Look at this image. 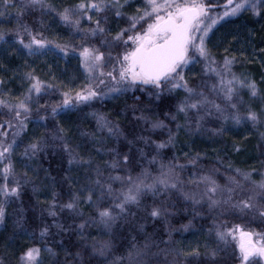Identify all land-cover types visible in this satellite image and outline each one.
Returning a JSON list of instances; mask_svg holds the SVG:
<instances>
[{"label":"trees","instance_id":"16d2710c","mask_svg":"<svg viewBox=\"0 0 264 264\" xmlns=\"http://www.w3.org/2000/svg\"><path fill=\"white\" fill-rule=\"evenodd\" d=\"M9 2L15 6L7 10L0 4V13L6 11L5 15H0V31L7 33L5 38L7 42H0V80L3 81L0 84V99L15 104L23 98L29 87V81L25 78L26 72H33L43 81L45 87L41 92L39 103H33L32 114L26 121L27 127L15 136V150L11 155L14 175L9 176L8 187L9 189L15 187L14 181H19L20 196L17 198L0 195V205L5 211L3 223H0V260H3V264H18L21 254L29 247L41 249L42 264H74L73 256L77 251L81 252L85 264H96L97 261L104 259L94 256L91 249L93 242L99 243L111 238L101 225L90 222L83 229L85 239L82 240L78 235L77 226L93 215L94 209L90 208L87 203L81 202L80 208L84 213L81 217L69 213L67 209L61 211L59 208L60 204L67 202L70 198L71 191L80 190L87 184L89 176L95 179L93 170L85 171L87 165L73 164L69 167L67 163L69 156L64 150V144L67 143L70 148L75 149L86 159L90 154L93 159L91 169H95L97 165L103 168L104 162L111 155L110 153L105 154L106 149L117 146L115 138H110L106 129L103 132L99 130L97 116L103 115L110 120L117 121L125 133L138 124L139 126L135 128L137 133L151 135L156 141L167 140L168 129L176 133L175 147L161 150L156 163H149L151 157L155 155L154 145L145 147V158H137L139 162L133 175L144 168L153 177L158 176L161 163L186 165L182 170H177V175L182 182V191L191 196H193V191L201 192L205 188V185L199 182L203 175H211L218 184H223L229 181V178L236 177V169L250 172L256 181L264 175V119L254 126L250 121L240 124H235L231 120L225 122L214 115L206 118L203 122L204 127L199 131L195 129L194 124H190L176 132L175 122L170 123L163 114L168 100L167 94L165 102H155L160 103V107H154L149 103L148 93L139 89L122 95L112 94L109 98L95 99L88 104L81 103L75 108L60 111L53 119L51 108L61 104L62 93L69 89L79 90L86 83L85 74L79 67V46L94 44L100 47L102 37H89L88 40H83L81 38L83 33L66 26L56 11L45 14L39 8H29L25 10L23 16L18 17L17 13L23 0H9ZM47 2L57 11H62L63 8L75 5L80 0H47ZM120 2L123 3V0ZM227 2L228 0H213L212 14H222ZM144 6L145 0H128V4L121 9L124 14L120 17L115 15V9L98 15L107 17L108 23L105 26L115 33L121 28H127L129 26L128 17L136 13L138 8L143 9ZM259 11L261 15H254L251 10L241 11L218 26L215 31L221 32L226 43L240 40L244 32L246 40L249 41L248 56L237 53L238 49L233 50L234 45L230 48L224 44L223 50L208 49L220 67H222L225 56L234 57L233 71L236 75L254 80L264 93V7H261ZM90 15H93L91 24L94 27L97 14L90 13ZM18 20L27 24L34 33L41 32L49 41L60 44L68 43L77 51L65 57L53 48L46 55L28 56L27 51L15 43V33L12 30L16 28ZM89 24L90 22L85 18L81 26L87 28ZM246 34L250 35V38ZM24 39L27 42L28 37L25 36ZM236 47L238 48V46L234 48ZM102 50L107 51L105 48ZM118 50H113V55ZM5 55L9 56L5 57ZM197 60L199 62L185 69V77L194 85L203 86L202 82H207V87L203 88L205 93L223 105L222 98H218L210 91L212 84L216 83L218 78L213 73H205L204 61L199 60V57ZM216 66L213 65V67ZM47 85H53V87H46ZM237 88L239 89L241 115L246 113L249 106L257 111L264 108L261 100L252 98L246 88H239V85ZM33 95L35 99V94ZM183 95L184 93H179L180 97ZM137 96L140 97L139 102L135 100ZM134 103L138 108H145L146 114H149L151 119L164 120L168 127L155 132H145L147 125L143 121L136 120L140 112H133L131 109ZM41 105L45 107H40ZM37 108L39 112L36 111ZM117 112L120 113L119 116L116 115ZM40 116H47V119L40 120ZM9 120L15 122L12 113L0 107V123ZM180 123H184L182 117ZM220 126L225 129L222 135L214 136L209 131ZM58 127L65 129L64 140L53 139ZM93 133L95 139H93ZM13 138L14 134L10 143ZM37 139L42 141L43 150L29 160L22 153L29 143H34ZM237 148L239 151L236 150ZM97 149H100L99 153ZM197 152L201 153L202 158L193 166L189 163V158L185 156V153L194 156ZM174 157L179 159L175 160ZM6 163V160L0 162V185L5 183L3 167ZM109 171L112 175L124 174L122 169H109ZM25 173H27L26 176ZM104 175L106 178L108 172ZM121 187L119 182L113 184L117 192ZM53 192L58 193L57 207L54 209L57 212L55 217L49 215ZM160 199L157 197V202ZM144 200L151 203L153 197L149 194ZM167 204L172 213L167 217V222L152 221L149 218L144 221L146 227L143 233L133 230L130 223L118 222L112 230L115 242L113 250L107 255L108 260H117L122 255L126 257L132 243H135L137 247H142L146 235L151 247L148 254L142 258L144 264H171L175 257L174 249L191 251L199 248V251L204 253L205 245L215 247V233L211 230L225 220L229 225L243 223L254 231L264 230V224H261L259 220L249 222V218H244L241 221L227 213L222 216L221 208L210 209L207 201L193 203V200H186L179 191L173 190L167 199ZM133 211L138 212L139 215L130 217V220H139L140 217L146 215L136 208H133ZM57 222L64 225V230L55 226ZM184 225H189L187 231L184 230ZM45 226L49 231L46 236L42 237L41 229ZM133 236L136 237L135 241L132 239ZM47 248H51L52 252L46 251ZM118 264H128V262L125 259L118 261ZM186 264H208V261L203 255L198 260L190 256L187 257Z\"/></svg>","mask_w":264,"mask_h":264},{"label":"snow or ice","instance_id":"6c2138e0","mask_svg":"<svg viewBox=\"0 0 264 264\" xmlns=\"http://www.w3.org/2000/svg\"><path fill=\"white\" fill-rule=\"evenodd\" d=\"M0 4L5 10L15 6L9 0H0ZM127 4L128 0H123V3L120 0H80L79 3L65 7L62 11H57L47 0H23L20 4L18 17L23 16L25 10L29 8H39L45 14L56 11L66 26L83 33L81 37L83 40H88L89 37H102L100 47L94 44L79 46L80 64L85 73L86 83L79 90L69 89L62 93L61 104L51 108L53 119L60 111L75 108L81 103L88 104L95 99L109 98L110 93L122 95L137 89L148 93L149 103L154 107H160V103L155 102H165L167 94L168 100L163 114L170 123L175 122L176 132L190 124H194L195 129L199 131L204 127L203 122L206 118L214 115L225 122L231 120L235 124H240L250 121L254 126L264 119V108L257 111L249 106L246 113L241 115L239 107L237 85L239 88H246L252 98L260 99L264 104V93L258 88L257 83L249 78L236 75L233 71L234 57L225 56L222 67H220L206 44L208 33L221 19L248 10H251L254 15H261L259 9L264 7V0H239L238 3L228 0L224 12L216 15L212 14L213 0H145L143 9L138 8L136 13L128 17L129 26L113 33L105 26L108 23L107 17L98 14L115 9V15L120 17L124 14L121 9ZM90 13L97 14L94 27L91 24L93 15ZM5 14L6 11L0 13V15ZM85 18L90 24L89 27L82 28V21ZM12 31L15 33V43L21 45L27 51L28 56L46 55L53 48L65 57L77 51L68 43H55L49 41L41 32L34 33L27 24L19 20ZM6 36V32L0 31V42L6 43ZM25 36L28 37L27 42H25ZM116 49L119 50L113 55V50ZM197 57L204 61L205 73H213L218 78V81L212 84L210 91L218 98H222L223 105L205 93L203 88L207 87V82H202L203 86L194 85L185 77V69L190 64L199 62ZM213 65L217 66L213 67ZM25 78L29 81V87L22 99L15 104L0 99V107L8 109L16 122L13 125L11 120L6 121L7 127L17 129L12 143L6 145L0 143V162L7 161L3 167L5 183L0 185V195L5 197L19 198L20 196L19 181H14L15 187L10 189L8 187L9 176L14 175L11 155L15 150V136L27 127L26 121L32 114L33 103H39L41 92L45 87L43 81L33 72H26ZM2 83L3 81L0 80V84ZM101 86L107 91H104ZM46 87H53V85ZM180 92L184 93L182 97L179 96ZM33 94H35V99ZM135 100L139 102L140 97H135ZM131 109L133 112H140L136 120L143 121L147 125L145 132H155L168 127L162 119H151L150 115L146 114L147 110L142 107L138 108L136 103L131 105ZM36 111L39 112V108ZM116 115L119 116L120 113L117 112ZM181 117L184 120L183 124L180 123ZM46 119L47 116H40V120ZM97 126L101 132L106 129L109 137L115 138L117 146L106 149L105 154L110 153L111 155L104 162L103 168L97 165L95 169H91L93 159L90 154L86 159L75 149L70 148L67 143L64 144V150L69 156L67 161L69 167L73 164L87 165L85 171L93 170L95 179L89 176L87 184L80 190L71 191L70 198L67 202L60 204L59 208L61 211L67 209L69 213L81 217L84 215L80 208L81 202L87 203L90 208L94 209V214L77 227L78 235L82 240L85 239L83 229L90 222L101 225L110 235L111 238L99 243L93 242L91 245L92 254L104 258L96 264H118V261L125 259L128 264H144L142 258L148 254L151 247L147 235L142 247H137L135 243H132L126 257L122 255L117 260H108L107 255L113 250L115 242L112 230L120 221L130 223L132 229L138 233L145 232L144 221L149 218L152 221L167 222V217L172 214L167 199L173 190L181 192L186 200L191 199L193 203H199L189 193L182 191V182L179 180L177 170H182L186 165L161 163L158 176L153 177L144 168L133 175L139 162L137 158H145V147L154 145L155 155L151 157L149 163H156L161 150L175 147L176 133L168 129L167 140L156 141L151 135L137 133L135 128L139 126L138 124L125 133L117 121L110 120L103 115L97 116ZM4 127V124H0V129ZM224 130V127L220 126L209 131L215 136L222 135ZM63 134H66L65 129L58 127L53 139L64 140ZM0 135H6V133L0 132ZM92 135L95 139V134ZM42 150V141L37 139L36 142L27 145L22 155L31 160ZM236 150L239 151L238 148ZM99 151L100 149H97L98 153ZM185 156H188L189 163L193 166L202 158L200 152L194 156L185 153ZM174 159L179 158L174 157ZM109 169H122L124 174L112 175ZM105 172H108L106 178ZM235 172L236 177L229 178V186L223 189L211 175L200 177L199 182L203 183L206 188L203 195L207 196L209 208H221L222 216L227 213L237 220L242 221L244 218H249V222L259 220L261 224H264V175L256 181L250 172H242L239 169ZM115 182H119L122 186L119 192L113 188ZM149 194L153 197L151 203L144 200ZM52 195L49 215L55 217L57 212L54 209L57 207L58 193L53 192ZM157 197L161 198L159 202L156 200ZM133 208L146 215L140 217L139 220H130V217L139 215L138 212L133 211ZM4 216V208L0 205V223H3ZM55 226L64 230L63 224L57 222ZM188 227L189 225L183 226L185 231ZM48 231L47 226L43 227L41 236H46ZM211 231L215 233V247L205 245L204 253H201L199 248L191 251L174 249L175 257L171 264H186L187 257L191 256L198 260L201 255L206 258L208 264H262L264 262V230L257 232L243 223L229 225L225 220ZM132 239L135 241L136 237L133 236ZM46 251L51 253L52 249L47 248ZM40 255V248L29 247L21 254L18 264H42ZM181 257L185 259L181 260ZM73 261L74 264H85L80 251L74 254ZM0 264H3V260H0Z\"/></svg>","mask_w":264,"mask_h":264},{"label":"rangeland","instance_id":"374dc122","mask_svg":"<svg viewBox=\"0 0 264 264\" xmlns=\"http://www.w3.org/2000/svg\"><path fill=\"white\" fill-rule=\"evenodd\" d=\"M239 0H234V3H238ZM228 3V2H227ZM226 3V5H227ZM225 5V6H226ZM236 16V15H235ZM235 16H229V17H224L223 19H221L216 25L215 27H213V29L208 33V37L206 39V44H207V47L209 49H213V48H217V49H220V50H223V47H224V44L227 46V47H232L233 45V50H236L238 49L237 53H242L244 54L245 56H248L249 55V48H248V45H249V41L248 39L246 40V36H245V33L242 32V36H241V39L236 41V42H228L226 43L225 40H223L222 36H221V32H215L217 27L222 25V23H224L225 21H227L228 19L230 18H233ZM244 33V34H243ZM247 35V34H246ZM248 37L250 35H247ZM243 37H245V39H242ZM250 38V37H249ZM235 46H238V48H234ZM230 50V49H229ZM251 55V54H250ZM9 55H5V57H8ZM191 64L188 66V68H190ZM79 67L80 69L82 70V72L84 73V70L83 68L81 67V64H79ZM185 72V71H184ZM85 74V73H84ZM185 75V73H184ZM218 81V80H217ZM103 88V86H101ZM104 91H107L106 88H103ZM112 95L111 93L109 94V96ZM16 122H13V125H15ZM0 124H4L5 127L3 129H0V132H3V133H6V135H0V143H4L5 145L6 144H9L10 143V139L12 137V135L17 131L15 127H12V128H9L7 127L6 123L5 122H1ZM221 186V188H225L227 186H229V181L223 183V184H219ZM206 191V188H203L202 191L200 192L199 190L198 191H193V196L195 198V200H198V201H207V196H204V192ZM219 196V193L217 194ZM203 197V198H202ZM262 264H264V262H262Z\"/></svg>","mask_w":264,"mask_h":264}]
</instances>
